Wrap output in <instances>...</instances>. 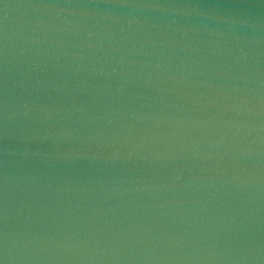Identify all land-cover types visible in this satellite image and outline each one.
<instances>
[{"label":"water","instance_id":"1","mask_svg":"<svg viewBox=\"0 0 264 264\" xmlns=\"http://www.w3.org/2000/svg\"><path fill=\"white\" fill-rule=\"evenodd\" d=\"M0 264H264V0H0Z\"/></svg>","mask_w":264,"mask_h":264}]
</instances>
